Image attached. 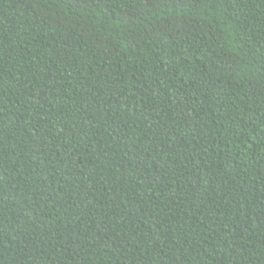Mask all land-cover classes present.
Instances as JSON below:
<instances>
[{
  "label": "trees",
  "instance_id": "1",
  "mask_svg": "<svg viewBox=\"0 0 264 264\" xmlns=\"http://www.w3.org/2000/svg\"><path fill=\"white\" fill-rule=\"evenodd\" d=\"M0 264H264V0H0Z\"/></svg>",
  "mask_w": 264,
  "mask_h": 264
}]
</instances>
